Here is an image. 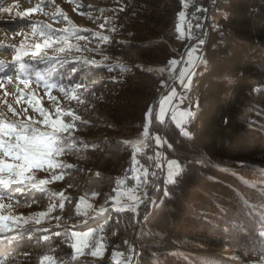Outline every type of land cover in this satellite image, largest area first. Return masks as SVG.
<instances>
[{"label": "trees", "instance_id": "trees-1", "mask_svg": "<svg viewBox=\"0 0 264 264\" xmlns=\"http://www.w3.org/2000/svg\"><path fill=\"white\" fill-rule=\"evenodd\" d=\"M148 1L152 2V7L143 11L145 17L148 22L158 17L160 27L149 31V41L140 39L138 43L117 44L118 54L122 58L138 57L145 62L141 63L143 72L140 73L138 84H135L136 90H130L123 82L117 84L122 91L118 95L124 97L120 101H126L129 105L115 112L112 119L119 123L121 136L129 131L131 137L118 139L115 147L118 149L114 151L109 147L104 148L103 138L112 133L106 130L99 133L96 142L86 145V150L82 151L78 148L81 143L74 135H61L66 140L70 139L71 143H65L63 146L67 150L60 154H86L84 164H91L98 171V176L92 181L100 185L118 182V189L133 182L132 167L135 158L132 152L141 150L144 156L149 157L150 145L153 151L162 146L164 156L176 159L186 170L181 178L173 177L175 183L163 184L156 181L151 196L152 204L144 217L150 235L139 229L131 237L135 238L137 252L133 264H208L201 257L186 251L197 244L193 236H190L191 233L185 235L186 231L193 229H199L205 234L213 233L220 240L228 238V242L235 246L238 253L262 256L264 0H228L227 7L219 18L212 22L209 20L204 48L199 53L186 93L190 101L196 104L195 118L184 125L191 133V139L181 134L168 115L163 124L153 119L150 144L144 139L146 116L144 110L141 112V102L160 92L173 74L172 68L176 64L171 61L179 58L188 42L186 37L180 38L179 26L184 28L189 17L186 14V20L181 21V13L186 12L183 0H116L112 5L116 8L132 7L140 11ZM64 61L61 58H45L38 65V70L54 66L51 83L72 87L80 85L77 91L86 100L82 105L99 94L108 99L115 98L111 96L112 89L109 88L111 80L116 74L122 76L124 68L116 64ZM136 64H130L131 70ZM73 68L76 71H72ZM79 108L77 115L80 119L73 121L77 134L92 128L85 121L88 111L84 106ZM162 127L163 139L173 145V148L155 144L154 137L160 135ZM125 148H129V151ZM221 163H236L238 167L226 168ZM155 175L159 177L158 172ZM19 187L24 188V185ZM16 188V185H12L4 196L10 198L8 193H15L10 199L18 204H32L48 196L44 187V191L40 188H27L22 193L16 192ZM84 193L88 195L87 192ZM110 195L115 196L114 193ZM114 209L113 200L100 205L85 223L69 226V230H89L97 225H104L102 227L107 232L112 225L105 226V219ZM27 228L29 231L25 232L26 236L31 235L32 230L43 229ZM18 231L22 230L0 234V239L6 240ZM66 231L67 229L50 228L47 233L42 232L41 234L51 237L46 244L28 239L0 242V258L10 256L12 259L9 264H37L38 257L48 254L59 263L71 253L70 238L66 235L57 237L54 233ZM174 245L181 248H175Z\"/></svg>", "mask_w": 264, "mask_h": 264}, {"label": "rangeland", "instance_id": "rangeland-1", "mask_svg": "<svg viewBox=\"0 0 264 264\" xmlns=\"http://www.w3.org/2000/svg\"><path fill=\"white\" fill-rule=\"evenodd\" d=\"M114 1L116 0H52L49 4L46 2L42 3V0H0V6L11 8V12H0V45H3V47H0V61L9 64L13 60L15 53L13 49L7 47L9 44H16L18 47L22 40H25L29 45L34 43L43 44L42 37L39 35H31L32 29L30 25L36 23L37 27H40L42 24H50L52 29L56 31L57 35H62V30L64 28L75 27L78 30V35L83 38L77 40L75 36H72L69 39V43L79 45L81 52L77 53L73 49L66 53H55L54 49L59 47V45H53L52 47L43 50L46 51L49 56L55 55L63 60L66 59V63H82L83 58H87L106 65L116 64L120 66V68L125 69L122 72V76L116 74L112 77L109 88L112 89L111 96H114V99H112V97L108 99L106 96L104 97L102 94H99L94 96L89 103L84 105H82L83 103H79L76 99L71 98L72 95H79L80 99L83 100L84 103L86 102L85 96L77 90L76 93H70L69 97L66 98L58 88L52 89L50 92L51 96L56 97L57 103L54 104L52 100L49 99V94H46L43 84H40L39 86L36 85L34 76L29 82L28 88L24 89V85L21 84L19 80L15 79L14 70L10 71L9 75L14 77L11 82L7 79L0 80V112L4 113L2 118L6 123L11 119L19 120L31 118L35 120H43V117L40 116L39 112L34 111L33 107L26 102L27 97H21L20 102H16L17 97L19 96V93L16 92V88L19 87L25 92L31 90L35 99L40 101L39 106L46 109L49 119L51 120L57 119V110L60 112L71 111L73 115H77L79 106L80 108L83 106L85 107V110L88 111L86 113L87 119L85 121H88L92 128L89 131L79 134H77L75 128L71 130V136L74 135L76 139L80 141L81 145L78 148L82 151L86 150V145L90 146L96 142L95 139H97L99 133H103L106 130H110L114 135L110 133L103 138L102 142H104V148L109 147L114 151H117L116 149H118V147L115 148L118 139H127L131 137V132L129 131L121 136L122 129L119 126V123H115L116 121L112 119V115H116L115 112H119L121 108L129 105L126 101H120V99H123L124 97L123 95H118L119 93H122V91L118 88L117 84L120 85L123 82L124 85L130 88V90H136L137 87H135V84H138L137 81L141 78L140 73L143 72L141 63L145 62L140 61L138 57H127V59L122 58L118 54L117 44L120 43L125 45L128 42L132 43L134 41L138 43L140 39L143 41H149V31L151 29L159 28L160 23L158 17L150 22H148L145 17L143 11L150 10L152 7V2L150 1L145 3L142 8H140V11L132 7L116 8L112 5ZM227 1L228 0H223L221 2V7L216 9V12L209 17L211 22L218 19L221 13L225 11ZM193 3L194 0H183V8L185 11ZM38 4L41 5L42 11H33L29 13L28 17L17 16V13L28 12L29 9H36ZM57 6L59 10L65 14L67 19L56 14L55 9ZM44 13H48V15H45ZM89 13L91 15H89ZM187 16L191 22L190 14H187ZM187 16L186 12H184L183 16H181V21L186 20ZM68 21H71V24H69ZM106 21L107 23H105ZM189 21H187L184 28L179 26L181 34L180 38H183L184 36L187 38L188 42L181 51L179 58L175 60L177 62L176 67L174 69L172 68L175 77L168 85V89L165 88L166 90L163 92V95L159 98L157 105L153 109L154 116H158L161 108H163L164 119L169 115L173 124L180 129L181 134L186 128L181 126L182 118L180 114L189 110L194 111L196 107V104H193L186 96L187 89L190 86L185 87V84H191V76L194 73V67L198 61V56L204 48V43H201V41L205 42L206 39V36L204 37V40L201 38L199 46L197 38L200 31L191 30V24ZM101 24H105V27H100ZM113 28L114 31L112 30ZM16 32L27 33V38H25L23 34L16 35ZM97 32L103 35H108L110 38L109 41L107 43L98 41L96 36ZM105 57H107V59H104ZM24 60L30 61V57L26 56L24 57ZM42 61L43 60L37 57L36 60L30 62L33 63L38 70V65L42 63ZM189 61H192V65H190ZM132 62H135V64L138 63L133 70L130 68ZM189 67H191L190 77H183L181 73L185 72ZM114 82L119 83L115 84ZM112 83H114V85ZM66 86L72 88V86ZM5 93H7L6 97L4 95ZM157 94L151 98H147V101L144 99L141 102V112L144 110L145 116L147 110L149 108L151 109L152 102ZM5 100L8 104H12L15 109H26L27 117L23 115L13 117L12 113L8 111L7 104L4 102ZM174 113L176 119H173ZM59 118L64 123H68L72 120V117L69 116H60ZM144 122V125H148L149 128V135L148 137L144 136V139L145 142L150 144L152 122L150 123L147 116L145 117ZM38 127L43 130L45 125L41 123ZM162 131L163 127L160 128L159 131L160 136L163 138ZM61 135L68 136L66 133H61ZM13 138L14 137H12L10 133L5 132V140ZM141 146H143V143ZM93 148L95 147L93 146ZM104 148L102 147L103 150ZM125 150L128 152L129 148H125ZM164 154V148L162 146L157 147V149L153 151L152 146L150 145L149 157L144 156L141 150H134L132 152V156L134 155L135 158L132 167L133 182L124 188L118 189V182H111L108 185H100L92 181L93 178L98 176V171L95 166L84 164L83 158H86V154L76 155L75 153L73 155H61L58 153L55 160L57 163L64 165V167L48 169L46 166L43 168L33 166L28 173L36 180H49L48 184L43 185L48 191V196L45 199L36 201L32 204H18L14 200L3 196V199H0V204L5 205V207L0 208V215L27 218L33 216L37 212H46L48 206L54 204V210L42 220L40 225L30 224L28 226L33 228L43 227L47 229H67V232L93 233L88 241L89 246L84 249L83 254L77 255L74 252V249L70 247V255H68L65 260H62L59 263L57 262V264H64V262H67V264H133L137 252L135 238L131 237L139 229H142L143 231L145 230L147 233L149 232L147 228L145 229L144 226L139 224V218L144 221L145 214L149 206L152 204L151 196L157 184L156 181L158 182L159 180L160 183L162 182L163 184L170 182L168 179L169 161H176V159L165 157ZM68 165H71V167H67ZM221 165L226 168L238 167L236 166V163H221ZM51 171H55L57 174L63 173L64 179L57 181L51 180L49 176V172ZM172 171L175 173L174 168ZM156 172L159 173V179L157 178V175H155ZM174 176L175 175H173V177ZM96 188L99 189V191ZM84 192H87L88 195ZM60 193H63L68 197V199L63 201V208L59 207V204L61 203V198L59 196ZM112 193H114L115 196H111L110 194ZM81 198L84 199L85 204L80 203ZM111 200L114 201L115 209L114 211H111L105 219V226L112 225L109 231L105 232V227H102L104 225L95 226L92 228L94 231L92 229L69 230V226H78L85 223L94 210L100 205L111 202ZM137 201H139L138 206ZM86 204H91L92 208H86ZM77 205H80L79 210L77 209ZM134 206H137L136 212L131 210ZM85 211H87L88 215H84ZM55 216L60 217L59 226H57V221L53 219ZM190 233V236H193L192 238L197 244L192 245L190 249L186 251L201 257L208 264H264V255L247 256L238 253L235 246L228 242V238L220 240L215 237L213 233L205 234L199 229L188 230L185 235H189ZM72 242L73 241L70 239V246ZM97 244L103 245L102 253L99 257H93L91 252L95 250ZM174 247L181 248L178 245H174ZM74 255H76L75 260L72 259Z\"/></svg>", "mask_w": 264, "mask_h": 264}, {"label": "snow or ice", "instance_id": "snow-or-ice-1", "mask_svg": "<svg viewBox=\"0 0 264 264\" xmlns=\"http://www.w3.org/2000/svg\"><path fill=\"white\" fill-rule=\"evenodd\" d=\"M51 3L52 0H42V3ZM41 10V5H37L36 9H29L28 12L17 13V16L20 17H28L29 13L33 11ZM0 12H11V8L0 6ZM56 14L61 17L67 19L65 14L61 12L58 6L55 9ZM48 15V13H44ZM89 15H91L89 13ZM183 16V13H181ZM71 24V21H68ZM107 23V21L105 22ZM31 35L43 38V44L34 43L29 45L22 40L17 47L16 44L7 45L8 48L14 50L13 60L6 64L3 61H0V80L7 79L9 82L13 80V76L9 75L10 71L15 72V79L19 80L21 84L24 85V89H27L29 86V82L32 80L33 76L35 77L36 85L39 86L43 84L46 94H49V99L55 104L57 103L56 97L51 96L50 92L52 89L58 88L61 93L67 98L70 93H76V90L80 87V85H76L75 87L68 88L66 85L51 83V74L54 71V66L44 69L42 71H38L33 63L30 61H34L39 57L41 60L47 58L48 60L59 59L58 56H49L44 49L50 48L53 45H59V47L54 49L55 53H66L71 50H75L77 53L81 52V48L78 44L69 43V39L72 36H75L77 40L83 39L78 35V30L75 27L72 28H64L62 30V35H57L56 31L52 29L50 24H42L40 27L36 26V23H32L31 25ZM100 27H105V24H101ZM114 31V28L112 29ZM24 35L27 38V33L16 32V35ZM97 39L100 42L107 43L109 41L108 35H103L99 32L96 33ZM204 43V41H201ZM3 47V45H0ZM30 57V61H25L24 57ZM104 59H107L105 57ZM64 62H67L66 59ZM83 62L85 64H97L98 61L90 60L87 58H83ZM172 64H176V61H171ZM190 65H192V61H189ZM72 71H76L75 68ZM163 71V69H161ZM191 67L185 70V72L181 73L183 77H190ZM190 84H185V87H189ZM16 92L19 93L17 97V103L20 102L21 97H27V103L31 105L34 111L39 112L40 116L43 117V120H35L31 118L25 119H11L7 123L2 118L4 113L0 112V199H3V196L6 193V190L9 189L12 185H16V192L22 193L25 189H37L40 188L42 191L43 185L49 183L47 179L36 180L32 175L28 173L31 171L33 166L38 168L47 167L48 169H57L64 167L56 162L55 157L58 153L66 151L67 149L63 146L65 143H71V140H66L65 137L61 136V133L68 134V137L71 136V130L75 127L73 121L79 120L80 117L78 115H73L71 111L68 112H60L57 110V119L51 120L49 119L48 112L45 108L40 107V101L35 99L34 94L29 90L25 92L23 89L17 87ZM5 97L7 93L4 94ZM72 99H76L79 103H83V100L80 99L79 95H72ZM7 104L8 111L12 113V116L15 117L17 115H23L27 117V110H18L15 109L12 104H8L7 101H4ZM181 115V126L187 125L192 119L195 118L196 113L194 111H187L180 114ZM60 116H69L72 117V120L68 123H64L59 118ZM146 116L151 121L154 117V113L152 109H148L146 112ZM161 124L164 123V109L161 108L160 114L154 117ZM173 119H176L175 113L173 114ZM43 123L45 125L44 129L38 127L39 124ZM5 132L10 133L13 139H4ZM149 128L148 125H144V136L148 137ZM182 135L188 139H191V133L185 129L182 132ZM155 144L156 145H167L168 148H173V145L168 143L166 139H163L160 135L155 136ZM10 161V162H9ZM67 167H71L68 165ZM175 169V173H173L172 169ZM185 169L181 167L179 163L175 160L169 161V181L175 183L173 180V175H175L176 179L182 177L185 173ZM50 179L53 181L63 180V173L57 174L55 171L49 172ZM247 182V181H245ZM20 185H24V188H20ZM9 197L15 195V193H8ZM55 195V194H54ZM61 198V203L59 204L60 208L64 207L63 201L68 199L63 193L59 194ZM81 204H85L83 198L80 201ZM139 201H137V206ZM137 206L132 207V211H137ZM5 207V205L0 204V208ZM80 205H77V209L79 210ZM55 208L54 204H50L47 208L46 212H37L33 216L30 217H20V216H11V215H0V234H7L13 232L14 229H20L22 231H18L16 235L7 237V239H0V242H9L15 241L17 239L23 240H36L37 243L46 244L50 241L51 237L47 234L48 229H35L32 230L31 235H25V232L29 231L27 228L28 225H40L42 220L47 217ZM86 208L91 209V204H86ZM84 215H88L87 211L84 212ZM57 221V226L60 225V217H53ZM22 221V223H21ZM55 236L59 237L62 235L68 236L73 242L71 247L74 249V252L77 255H81L84 253V249L89 246V239L92 237L93 233H79V232H56ZM103 245L97 244L95 250L91 252L93 257H99L102 253ZM12 258L10 256H6L4 258H0V264H9V261ZM73 260L76 259V255L72 257ZM37 264H57L56 259L48 254H44L41 257H38ZM67 264V262H64Z\"/></svg>", "mask_w": 264, "mask_h": 264}, {"label": "built area", "instance_id": "built-area-1", "mask_svg": "<svg viewBox=\"0 0 264 264\" xmlns=\"http://www.w3.org/2000/svg\"><path fill=\"white\" fill-rule=\"evenodd\" d=\"M220 0H196L186 10V14L191 16V30L200 31L198 34L197 41L201 40V31H203V23L205 22V16L214 8V3ZM198 46V47H199ZM140 160V159H138Z\"/></svg>", "mask_w": 264, "mask_h": 264}, {"label": "bare ground", "instance_id": "bare-ground-1", "mask_svg": "<svg viewBox=\"0 0 264 264\" xmlns=\"http://www.w3.org/2000/svg\"><path fill=\"white\" fill-rule=\"evenodd\" d=\"M223 0L220 1H216L214 3V8L213 10H211L206 16H205V22L203 23V31H201V38L204 40V37L207 35V24L209 23V17L216 12L215 10L221 7V2ZM204 47V46H203Z\"/></svg>", "mask_w": 264, "mask_h": 264}, {"label": "water", "instance_id": "water-1", "mask_svg": "<svg viewBox=\"0 0 264 264\" xmlns=\"http://www.w3.org/2000/svg\"><path fill=\"white\" fill-rule=\"evenodd\" d=\"M175 77V75L173 74L170 79L167 81L165 87L156 95V97L154 98L153 102H152V105H151V109L153 110L154 107H155V104L158 102L159 98L161 97V95L163 94V92L167 89L168 85L171 83V81L173 80V78ZM166 88V89H165ZM153 113H154V110H153ZM152 122V120L150 121V123ZM151 177V176H150ZM139 224L144 226V228L146 229L145 227V224H144V221L139 218ZM148 234H150L148 232Z\"/></svg>", "mask_w": 264, "mask_h": 264}]
</instances>
